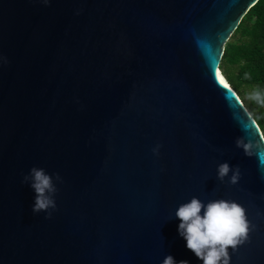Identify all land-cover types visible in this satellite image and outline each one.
Here are the masks:
<instances>
[{"label":"water","instance_id":"1","mask_svg":"<svg viewBox=\"0 0 264 264\" xmlns=\"http://www.w3.org/2000/svg\"><path fill=\"white\" fill-rule=\"evenodd\" d=\"M257 2L0 0V264H203L175 217L193 196L240 203L230 264H264V143L235 144L264 132L220 69ZM33 166L57 187L50 218Z\"/></svg>","mask_w":264,"mask_h":264},{"label":"clouds","instance_id":"2","mask_svg":"<svg viewBox=\"0 0 264 264\" xmlns=\"http://www.w3.org/2000/svg\"><path fill=\"white\" fill-rule=\"evenodd\" d=\"M248 99L264 105V92L254 90L249 93ZM262 143H264V137L259 142L250 139L246 141L244 137H238L235 141L236 147L242 148L244 154L249 157L258 154L257 150L261 149ZM158 151L159 145L153 149L154 153L158 154ZM54 176L56 181L62 180L59 173H55ZM240 176L238 165L233 167L228 162L217 165V178L222 182L225 177H229L227 182L234 185L239 182ZM23 181L30 182L29 186L36 194L32 211L45 212L46 218H50V210H55L57 207L55 201L57 187L53 181V175L43 168L33 166L23 177ZM175 217L180 220L179 235L186 240L187 248L203 264H230L229 249L235 250L247 240L251 230L246 209L235 200L221 198L205 203L193 196L188 202L179 205L175 211ZM161 264H189V262L186 260L177 262L173 256L167 255Z\"/></svg>","mask_w":264,"mask_h":264},{"label":"trees","instance_id":"3","mask_svg":"<svg viewBox=\"0 0 264 264\" xmlns=\"http://www.w3.org/2000/svg\"><path fill=\"white\" fill-rule=\"evenodd\" d=\"M220 69L264 132V105L248 99L254 90L264 92V0L249 9L226 42Z\"/></svg>","mask_w":264,"mask_h":264},{"label":"snow or ice","instance_id":"4","mask_svg":"<svg viewBox=\"0 0 264 264\" xmlns=\"http://www.w3.org/2000/svg\"><path fill=\"white\" fill-rule=\"evenodd\" d=\"M217 75H218V73H217ZM219 83L221 85H223L226 89L228 88V86L225 84V82H224V80L222 78L219 80ZM228 90L230 91V89H228Z\"/></svg>","mask_w":264,"mask_h":264},{"label":"bare ground","instance_id":"5","mask_svg":"<svg viewBox=\"0 0 264 264\" xmlns=\"http://www.w3.org/2000/svg\"><path fill=\"white\" fill-rule=\"evenodd\" d=\"M221 74V72H220ZM221 77L224 79V81L227 83V80L225 79V77L221 74Z\"/></svg>","mask_w":264,"mask_h":264}]
</instances>
